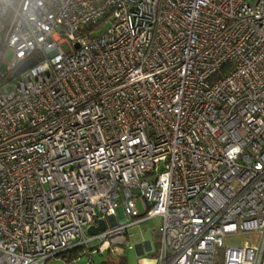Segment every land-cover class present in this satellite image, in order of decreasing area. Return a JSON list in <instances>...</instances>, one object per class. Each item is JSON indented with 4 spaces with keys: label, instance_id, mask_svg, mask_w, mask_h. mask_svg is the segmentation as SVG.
I'll use <instances>...</instances> for the list:
<instances>
[{
    "label": "built area",
    "instance_id": "1",
    "mask_svg": "<svg viewBox=\"0 0 264 264\" xmlns=\"http://www.w3.org/2000/svg\"><path fill=\"white\" fill-rule=\"evenodd\" d=\"M154 217V264H264V0H0V264Z\"/></svg>",
    "mask_w": 264,
    "mask_h": 264
},
{
    "label": "rangeland",
    "instance_id": "2",
    "mask_svg": "<svg viewBox=\"0 0 264 264\" xmlns=\"http://www.w3.org/2000/svg\"><path fill=\"white\" fill-rule=\"evenodd\" d=\"M62 48L64 51L68 50V47L63 43ZM11 57V51L5 52L4 56L2 57L3 60L8 61ZM137 208L141 211V206L137 203ZM160 218L154 217L150 219H145L143 222L132 226L133 228L130 230L131 232V239L127 242L128 244H122L121 247L124 249V256L126 257L129 263H134L137 261L138 255L136 249L134 247L135 244L140 243V241H149L151 243V250L147 254L148 256H152V253L156 249V231L158 226L160 225ZM254 238V234L252 233H243L239 235L230 234L223 238L224 245H241L244 241H250ZM131 245L132 247H128ZM88 247H93L95 251L89 253H84L77 257L76 259L65 262L62 257L56 256L49 260H47L46 264H87L91 262L92 264H98L102 260H106L109 257V250H104L102 252L96 250L97 247L95 243L89 244ZM90 249H86L89 251Z\"/></svg>",
    "mask_w": 264,
    "mask_h": 264
},
{
    "label": "crops",
    "instance_id": "3",
    "mask_svg": "<svg viewBox=\"0 0 264 264\" xmlns=\"http://www.w3.org/2000/svg\"><path fill=\"white\" fill-rule=\"evenodd\" d=\"M143 222V221H137L135 222L132 226H135L136 224ZM129 227L127 229V232L125 234L126 240L127 242L131 239L132 235L130 230L133 227ZM141 245V246H140ZM138 258L137 261L135 262V264H154V256H155V250L152 253V256H148L147 254L149 253L150 249H151V243L149 241H140V243H137L134 245ZM156 247H157V231H156ZM89 254L91 253L90 251H87ZM87 254V253H86ZM109 257L107 258V260L111 261L109 262V264H134V263H129L126 259V257L124 256V250L121 253H113V252H109Z\"/></svg>",
    "mask_w": 264,
    "mask_h": 264
},
{
    "label": "trees",
    "instance_id": "4",
    "mask_svg": "<svg viewBox=\"0 0 264 264\" xmlns=\"http://www.w3.org/2000/svg\"><path fill=\"white\" fill-rule=\"evenodd\" d=\"M98 27H96V28L93 27L91 30L92 31H95V30L98 29ZM89 29L90 28H87V30H89ZM94 33H96V31ZM84 253H88L86 251V249L83 246H81V245H76L74 247H71V248H69V249L61 252L57 256L62 257L65 262H70V261L76 259L77 257H79L80 255H82ZM109 262H111V261H109V260L106 259V260H102L98 264H109ZM87 264H92V263L91 262H88Z\"/></svg>",
    "mask_w": 264,
    "mask_h": 264
},
{
    "label": "water",
    "instance_id": "5",
    "mask_svg": "<svg viewBox=\"0 0 264 264\" xmlns=\"http://www.w3.org/2000/svg\"><path fill=\"white\" fill-rule=\"evenodd\" d=\"M36 60L34 58L27 61L19 70L18 72H21L25 70L26 68L30 67L32 64H34ZM105 229V222L103 220H100L96 226H90L87 229V233L89 235L96 234L98 231H103ZM141 246V245H140Z\"/></svg>",
    "mask_w": 264,
    "mask_h": 264
},
{
    "label": "bare ground",
    "instance_id": "6",
    "mask_svg": "<svg viewBox=\"0 0 264 264\" xmlns=\"http://www.w3.org/2000/svg\"><path fill=\"white\" fill-rule=\"evenodd\" d=\"M120 247H121V245H120ZM122 248V247H121ZM123 249V248H122ZM124 250V249H123Z\"/></svg>",
    "mask_w": 264,
    "mask_h": 264
}]
</instances>
